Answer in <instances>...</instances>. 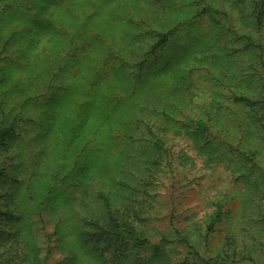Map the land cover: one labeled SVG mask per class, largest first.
Instances as JSON below:
<instances>
[{
  "label": "rangeland",
  "instance_id": "1",
  "mask_svg": "<svg viewBox=\"0 0 264 264\" xmlns=\"http://www.w3.org/2000/svg\"><path fill=\"white\" fill-rule=\"evenodd\" d=\"M179 23L136 76L155 40L147 30ZM79 24L86 34L70 45ZM263 72L264 0H0V126L12 124L0 144L4 229L35 238L37 226L52 234L60 220L49 264L74 253L75 264H96L75 238L83 219L102 221L98 192L152 243L178 230L197 239L218 198L227 212L217 245L249 223L245 187L224 164L236 158L222 142L264 163L262 134L248 123L253 111L237 99L264 98ZM201 117L204 138L190 128ZM51 184L57 193L41 223L34 206ZM129 242L130 259L152 256V247ZM163 251L175 262L186 249Z\"/></svg>",
  "mask_w": 264,
  "mask_h": 264
},
{
  "label": "trees",
  "instance_id": "2",
  "mask_svg": "<svg viewBox=\"0 0 264 264\" xmlns=\"http://www.w3.org/2000/svg\"><path fill=\"white\" fill-rule=\"evenodd\" d=\"M24 1L26 0H20V3ZM179 26L180 23L170 30L161 27L159 29L150 28L147 30L149 36L155 38V40L149 46V49L144 52L143 58L138 62L139 72L136 76H140L143 73L149 57L165 46L168 38L171 37ZM78 27L80 28L70 33V37L68 38L71 42L69 43L70 45H73L77 37L86 34L84 27L81 25ZM80 30L82 33H80ZM93 36L91 37L93 38L92 40H94ZM245 38L247 40L246 49L256 52L258 45L252 43L251 36L246 34ZM84 49L86 50V48ZM258 57L263 58V54L258 55ZM262 75L264 78V72ZM261 80L264 82V79L261 78ZM44 94L38 96H44ZM234 98H236V93H234ZM237 99L252 109L253 114L248 117V123L249 125L251 123L255 125L256 133L262 134L264 140V115L258 113L259 110L264 109V98L239 96ZM235 102L237 101L235 100ZM233 117L235 116H232V119H234ZM190 128L193 129L194 135L203 136V138L209 133V126L203 117L196 119L190 125ZM11 129V123L7 126H0V144L3 143L6 134ZM152 139H154L153 148L162 154L166 149H164L161 140L155 136ZM222 144L224 147L229 148L227 149V154H233L236 158L235 162L231 159H225V167L231 170L230 174L232 173L234 181L245 187L243 193L246 199H243V207L245 208V212L247 211L249 223L247 224L245 220L242 221L238 232L235 230L233 232L228 231L220 243L217 245L212 243L214 234L221 224L225 212H227L224 209V201L216 198L212 201L213 207L204 221L203 228L201 226L204 233H200L201 235L199 234L197 239H192L189 234L178 230L173 232V234L163 235L159 243H152L148 237H145L142 230H139L132 222L128 221V218H118L117 214L109 206L108 199L98 192L97 196L102 199L105 211L104 217H102V221L83 219L79 223V228L82 231L78 232L79 234L75 238V243H84L85 246H90L89 254L96 264H116L119 260L126 264H264V163L261 162V159H255L254 152L256 151L250 153V155L245 149L238 148L229 140L223 141ZM55 180L53 178L54 184ZM56 193L55 185L51 184L43 192V198L34 206L36 213L39 214L40 218L38 219L41 223L44 222L42 219L43 210L50 203L51 196ZM1 198L3 197L0 195ZM62 199H65V197L62 196ZM245 212L243 211L241 218ZM3 214L5 212L0 209V218ZM10 214L11 211H8L7 215ZM2 220L0 219V242L3 243L1 244L2 246L0 245V248L2 249L1 257L3 260H0V264H49L52 236L53 234H59L62 227L60 220H57L56 230L52 234L42 231L45 228L44 224L40 228L37 226L40 236L35 238L33 236H25L23 238L20 236V232H22L20 228L14 232L5 230ZM34 225H36V222L29 221L27 227L31 228ZM129 241H132L134 247L137 249L146 246L152 247L154 249L152 256L147 260L139 256L130 259V256L127 254ZM38 242H42L43 245ZM196 242L200 245L197 246ZM169 245L184 247L186 249L185 256L177 259L175 262H171L167 253L163 251V248ZM97 246L102 247L103 250ZM104 248H106L105 250L110 257L104 255ZM76 256V253H74L70 260L63 259L53 264H75Z\"/></svg>",
  "mask_w": 264,
  "mask_h": 264
}]
</instances>
